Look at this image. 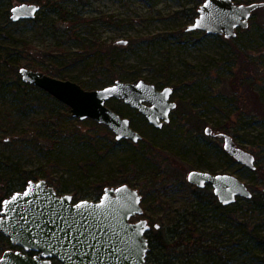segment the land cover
I'll list each match as a JSON object with an SVG mask.
<instances>
[{"label": "rangeland", "instance_id": "obj_1", "mask_svg": "<svg viewBox=\"0 0 264 264\" xmlns=\"http://www.w3.org/2000/svg\"><path fill=\"white\" fill-rule=\"evenodd\" d=\"M51 1L58 4L55 9L39 4L37 18L13 22L11 8L35 2L0 0V57L7 61L0 63V175L11 179L18 192L26 188L17 185L19 172L31 171L36 177L31 181L45 180L75 203L98 201L104 192L98 184L109 181V187H118L128 176L129 185L142 195L145 211L132 221L149 222L148 239L159 230L171 238L178 219L185 222L193 210H200L203 219L195 221L194 237L207 234L186 241L188 249L178 250L173 263L264 264V249L250 234L254 224L264 234V211L247 212L246 201L240 200L237 216L249 227L229 226L215 203L198 197L188 182L194 170L227 173L257 186L256 192L264 191V179L236 161L230 163L224 141L215 137L220 133L215 128L227 126L237 145L264 168V122L239 120L234 102L231 82L238 67L232 38L187 30L205 0ZM234 44L255 62L250 82L264 99V7L253 13L248 28L238 29ZM10 65L71 80L86 90L116 81L170 86L181 107L158 129L122 101L109 100L107 105L143 136L136 147L115 145L104 125L73 117L69 107L38 87L18 85L21 77ZM4 76L7 82L1 81ZM207 128L213 129L211 137L205 134ZM211 191L207 188L201 195ZM7 250L11 248L0 256ZM149 253V263H162L153 259L162 250Z\"/></svg>", "mask_w": 264, "mask_h": 264}, {"label": "water", "instance_id": "obj_2", "mask_svg": "<svg viewBox=\"0 0 264 264\" xmlns=\"http://www.w3.org/2000/svg\"><path fill=\"white\" fill-rule=\"evenodd\" d=\"M263 7L264 2L238 4L234 0H205L187 30L235 38L238 29L248 28L253 13ZM40 10L41 6L36 3L16 5L10 10V19L13 22L33 20ZM19 74L22 82L46 91L69 107L73 117L81 121L92 119L106 126L117 141L138 144L143 136L128 118L107 105L109 100L122 101L158 129L171 121L178 106L173 100L172 87L159 89L143 80L116 81L103 89L86 90L74 81L25 67L20 68ZM205 134L211 136L213 129L207 128ZM217 137L224 141L225 152L237 163L252 171L257 169L255 155L239 147L230 134L220 132ZM188 181L200 189L210 185L223 206L253 196L247 184L232 174L194 170ZM144 212L141 193L127 184L106 187L98 201L75 203L71 195H59L45 180L29 181L23 191L13 193L2 203L0 232L21 249L5 251L0 256V264H53L52 259L61 264H151L147 260L151 226L146 219L132 221ZM32 252L36 255H31Z\"/></svg>", "mask_w": 264, "mask_h": 264}, {"label": "trees", "instance_id": "obj_3", "mask_svg": "<svg viewBox=\"0 0 264 264\" xmlns=\"http://www.w3.org/2000/svg\"><path fill=\"white\" fill-rule=\"evenodd\" d=\"M32 1L38 5L43 4V5H45V7H50V8H54V9H55V5H58L57 3H55L54 1H51V0H47L45 3H43V0H32ZM7 14H9V10L7 11ZM230 42H231V44H233L234 51L232 54L235 56L236 66L238 67V72H237V74L236 73L234 74L233 81L231 82V88H232V92L234 95V102H235L236 107L239 111L238 112V118L241 121H243L247 118H249L250 120L258 118L264 122V99L261 96V94L258 93V91L255 89L254 83L250 82V79L253 77V74L256 72V64L246 52L242 51L239 47H237L234 44V38H232V40H230ZM24 46L26 48H30V46H27L26 44H24ZM1 61L7 63V61H5V59H2V57H0V63H1ZM10 66L16 67L15 71L19 72V70H17L18 67L16 65H14V66L10 65ZM93 68L96 72L98 71L97 66L93 67ZM18 76L20 77V74ZM7 80H8V77H6V76L1 78V81H3V82H5V81L7 82ZM18 85H21L24 88L35 87L33 85L22 82V80L18 82ZM166 85H168V84H166ZM180 107L181 106L177 107V109L174 112L177 113L179 111ZM98 126H103V125L98 124ZM105 129L108 132V134L110 135V137L112 138V141L115 145H119L122 143H130L134 147L137 146V144H134L128 140L117 141L115 134L110 129H108L106 126H105ZM215 130H217V132L230 133V129L225 125L218 126L217 128H215ZM209 137H211V136H209ZM209 137H208V139H209ZM215 137H217V134H215ZM150 146H151L150 147L151 149H154V147L152 145H150ZM226 157L228 158L230 163L235 162V160L232 157H230L228 154H226ZM256 165H257V169L254 171H256V173L258 174V176L260 178L264 179V168L262 166L258 165L257 162H256ZM177 178H179V177H177ZM33 179H36V177L31 174V171H20L17 185L19 187H26L28 185L29 181H31ZM130 182L131 181H130L129 177L125 176L124 179L122 181H119L118 183L123 184V185L124 184L129 185ZM110 185H111V182L106 181V182H103L101 184H98L97 188H98L99 192H101L103 189H105L106 187H108ZM190 186L193 187L194 192H195V194L198 195V197H201L202 199H205V200H208L210 202L215 203V206L220 209L221 215H222L223 220L225 221L226 224H228L229 226H232V227L233 226H242V225L247 224L249 227V224L247 222L246 223H244L245 221L242 222L241 219L237 216L239 208L242 207V205H239L238 203L240 200H243L244 198H239L237 200V202L235 204H233V205H235V208H230V206H223L218 201V199L215 196L213 191L202 196L201 193L204 190H206L208 187H206V189H202L203 190L202 191L201 189L196 188L192 185H190ZM15 187H16V184L14 185L12 183L11 179L6 181L5 177L0 175V207L3 203V201L5 199H7L12 192L15 193L14 192ZM249 188L252 191L253 196L251 199H244L246 201V211L250 212V213L251 212H257V211H264V191L263 192H256L258 189H257V186H255V185L250 186ZM200 219H203V217L201 216L200 210H193L191 212V219L185 218V220H184L185 222H183V220H181V219H178L176 221L174 226L170 229V234H172L171 238L168 235L163 234L161 230L157 231L158 233L155 234L154 236H152L151 239H149V242H150L149 252H153V251L158 249V250H162L164 253L162 256H156V257L153 256V259L158 260V262L160 260H162V263L159 262L161 264H175V262L173 263V259L175 257H178L177 251L182 250V252L184 253L188 249V246L185 245L186 241H188L189 239H194V240L196 239L195 241H197L198 237L202 238L203 235L207 234L205 231H202L201 233H199L200 234L199 236L194 237V235L198 231V228H197V225L195 224V221H198ZM224 230H222V231H224ZM250 234L253 238H255L258 241V243L264 249V234L260 235V230H259V227L257 225L254 224L252 226V228L250 230ZM168 239H169V241H168ZM6 248L20 249L19 247L12 245L10 243L9 239H7L0 232V251H4V250H6ZM183 249H184V251H183ZM148 254H150V253H148ZM147 258H149L148 260H150L149 256Z\"/></svg>", "mask_w": 264, "mask_h": 264}, {"label": "flooded vegetation", "instance_id": "obj_4", "mask_svg": "<svg viewBox=\"0 0 264 264\" xmlns=\"http://www.w3.org/2000/svg\"><path fill=\"white\" fill-rule=\"evenodd\" d=\"M23 4V3H22ZM200 171V170H199ZM213 174H216V173H213ZM189 182V181H188ZM190 184V183H189ZM190 185H192V184H190ZM194 186V185H193ZM194 187H196V186H194ZM206 187H208V188H212L210 185H207ZM206 187L205 188H203V189H206ZM196 188H198V187H196ZM200 189V188H199ZM213 189V188H212ZM214 192V191H213ZM17 247V246H16ZM21 249V248H20ZM31 255H36V253H34V252H32V253H30ZM52 261H53V264H58L59 262L56 260V259H52ZM61 264V263H60Z\"/></svg>", "mask_w": 264, "mask_h": 264}]
</instances>
